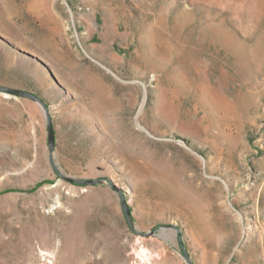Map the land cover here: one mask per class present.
<instances>
[{"label": "rangeland", "instance_id": "rangeland-1", "mask_svg": "<svg viewBox=\"0 0 264 264\" xmlns=\"http://www.w3.org/2000/svg\"><path fill=\"white\" fill-rule=\"evenodd\" d=\"M0 85V264H264V0H0Z\"/></svg>", "mask_w": 264, "mask_h": 264}, {"label": "water", "instance_id": "water-1", "mask_svg": "<svg viewBox=\"0 0 264 264\" xmlns=\"http://www.w3.org/2000/svg\"><path fill=\"white\" fill-rule=\"evenodd\" d=\"M102 66L106 70L111 72L114 76H116L119 80L124 81V82H133V81H127V80L122 79L120 76H118L111 69L105 67L104 65H102ZM0 89L7 91V92H10V93H13V94H16V95H20L23 97L30 98L32 100L37 101L40 104V106L43 108L45 116H46V121H47V126H48L49 151H50V155L52 157L53 151H54L55 146H56V134H55L53 117L51 115L49 106L47 105L46 101L41 96H39L38 94L31 92V91H28V90H25V89L6 87V86H2V85H0ZM146 103H147V91L145 89L142 104H141V106L137 112V115H136V123L140 129H142L145 132H147L148 134H150V131L148 129H146L145 127L141 126L138 122L139 116L141 115ZM67 178L70 179L71 181L75 182V183H80V184L96 183V182H99L101 180L100 178L99 179H78V178H69V177H67ZM121 197H122V204H123V208H124L126 217L129 221V223L132 224V211H131V208L129 206V203L127 202L126 198L124 197V195L122 193H121ZM180 240H181V244L184 248V253H185L187 259L189 260V264H193L187 250L184 247V243H183L182 239H180Z\"/></svg>", "mask_w": 264, "mask_h": 264}]
</instances>
